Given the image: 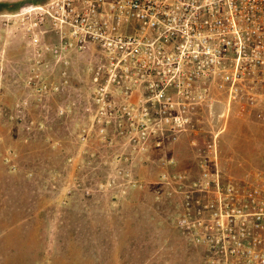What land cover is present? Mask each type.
Listing matches in <instances>:
<instances>
[{
	"label": "rangeland",
	"instance_id": "1",
	"mask_svg": "<svg viewBox=\"0 0 264 264\" xmlns=\"http://www.w3.org/2000/svg\"><path fill=\"white\" fill-rule=\"evenodd\" d=\"M0 4L17 5L0 10V264H206L186 194L206 167L264 184V64L212 51L188 126H102L94 49L57 63L32 45L31 2ZM179 173L187 187L162 179Z\"/></svg>",
	"mask_w": 264,
	"mask_h": 264
},
{
	"label": "built area",
	"instance_id": "2",
	"mask_svg": "<svg viewBox=\"0 0 264 264\" xmlns=\"http://www.w3.org/2000/svg\"><path fill=\"white\" fill-rule=\"evenodd\" d=\"M22 1L31 2L21 13L29 15L32 45L53 61L67 64L71 52L94 49L92 99L102 126H188L212 51L242 46L247 68L264 64V0L0 3ZM204 174L195 192L203 195L186 194L180 227L206 243V264H264L263 182H226L207 167ZM162 179L182 188L189 178Z\"/></svg>",
	"mask_w": 264,
	"mask_h": 264
},
{
	"label": "trees",
	"instance_id": "3",
	"mask_svg": "<svg viewBox=\"0 0 264 264\" xmlns=\"http://www.w3.org/2000/svg\"><path fill=\"white\" fill-rule=\"evenodd\" d=\"M36 3L40 2V1H45V0H32ZM17 8V5L16 4H0V10H15Z\"/></svg>",
	"mask_w": 264,
	"mask_h": 264
}]
</instances>
